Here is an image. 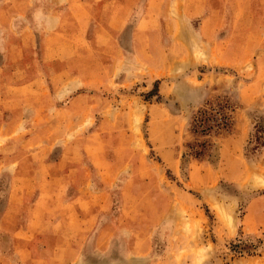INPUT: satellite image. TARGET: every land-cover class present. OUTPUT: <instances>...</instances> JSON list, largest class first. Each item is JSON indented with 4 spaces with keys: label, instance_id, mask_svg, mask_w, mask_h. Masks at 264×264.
<instances>
[{
    "label": "rangeland",
    "instance_id": "obj_1",
    "mask_svg": "<svg viewBox=\"0 0 264 264\" xmlns=\"http://www.w3.org/2000/svg\"><path fill=\"white\" fill-rule=\"evenodd\" d=\"M79 2L86 18L63 65L94 88L32 130L1 133L0 264H264V236L243 232L248 201L264 194V147L252 138L264 123V0H126L116 31L106 25L116 2ZM13 8L0 0V13ZM43 26L34 21L30 59L54 85L64 78L53 74V49L69 25L44 43ZM217 101L230 125L213 158L181 161L191 115ZM47 180L44 227L21 250L19 231ZM92 207L107 234L93 216L80 229L58 223Z\"/></svg>",
    "mask_w": 264,
    "mask_h": 264
},
{
    "label": "crops",
    "instance_id": "obj_2",
    "mask_svg": "<svg viewBox=\"0 0 264 264\" xmlns=\"http://www.w3.org/2000/svg\"><path fill=\"white\" fill-rule=\"evenodd\" d=\"M7 1L11 5H14V8L10 14L4 13V15L0 13V31L2 29L6 32L10 31L11 35L16 36L18 40L16 43L18 42L19 45L17 44L13 47L6 46L4 44L6 42L5 38H3L4 34H0V136L6 130L11 132L19 128L23 131L32 130L29 124L38 122V120L42 122L50 121L51 119L49 118L52 114H59L60 110L74 107L78 103L76 97L69 98L72 93L76 94L77 91H82V89L91 90V88H94L93 86L85 87L86 84L83 82V74L79 70L63 65V62L67 58L74 56L73 47H75L76 35H81L82 21L86 18L85 13L81 15L79 8L81 7L83 10L85 2L80 3L79 0H72L73 2L69 4V0H49L50 6L44 12L42 7H40V2L37 0ZM98 1L100 0H92L91 4ZM105 1L107 5L111 3L115 4L116 2V12L114 11L113 4H111L109 10L111 12L109 14L110 20L106 22L109 29L116 31L121 27L120 22L123 21L122 14L129 6L125 2L126 0H121L120 2L117 0ZM67 2L69 6H66ZM96 15V12L93 13L91 18L95 20L94 17ZM68 18L70 19L68 20ZM34 21L35 23L39 22L41 26L44 25L41 33L42 38H40L43 43L51 39L53 40L55 36L64 35L66 24L69 25V30L66 31V33L69 32V35L66 38L63 37V41L59 40L56 43L58 44V48H54L53 56L51 55L61 64L58 67L59 69L55 70L53 74H56V79L61 74L62 78H64V80L59 81L57 79V83L54 85H50L46 81L49 78L47 70L44 71L38 68L37 62L35 63L34 60L30 59L35 54V51L32 49L36 45L35 31L33 28ZM66 41L71 44H66ZM137 41L139 42L140 40L137 39ZM41 54L44 56V53ZM24 58H29L30 61L28 62ZM18 61L20 62L19 64ZM5 165L7 164L0 160V168ZM46 182L42 187V192H38V196L29 207L25 223H23L24 227L22 226L19 231L21 233V239H17V247L21 250L28 249L26 247L28 242L26 238L32 236L33 232L37 231L38 228L43 229L44 227L45 216L42 214V211L47 206H44L42 200L43 196L46 195L44 186L49 184L48 182L50 181L47 180ZM57 182H60V179ZM25 186L23 185V187ZM24 193L26 194L27 192L25 190L21 192L20 200ZM92 210L93 207L87 214L81 212H65L59 215L58 223L64 226L69 223L68 227L71 229L76 228L74 225L76 223L78 229H80V224L83 222V219L93 216L94 225L96 226L98 208ZM2 220L0 218V221ZM243 220L246 223V227L243 228L244 234L264 236V194H258L248 201ZM108 228L107 225L102 224L101 226H96L95 232L99 231L98 234L104 232L107 234ZM95 241L96 243L99 242L96 237Z\"/></svg>",
    "mask_w": 264,
    "mask_h": 264
},
{
    "label": "trees",
    "instance_id": "obj_3",
    "mask_svg": "<svg viewBox=\"0 0 264 264\" xmlns=\"http://www.w3.org/2000/svg\"><path fill=\"white\" fill-rule=\"evenodd\" d=\"M156 87L148 92L145 97L156 95ZM227 103L217 101L216 103L203 106L193 113L187 123L188 139L183 144L181 161L190 159L199 162H210L216 150L214 139L221 135L230 123V116L227 114ZM227 110V111H226ZM260 123V122H258ZM252 135L255 147H264V123L255 125ZM258 145V146H257ZM255 148H252L254 151Z\"/></svg>",
    "mask_w": 264,
    "mask_h": 264
}]
</instances>
